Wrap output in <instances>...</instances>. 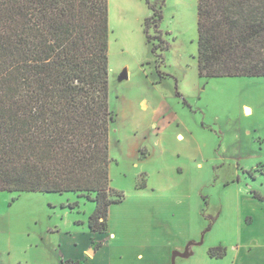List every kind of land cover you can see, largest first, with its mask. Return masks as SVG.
<instances>
[{"label": "rangeland", "instance_id": "rangeland-1", "mask_svg": "<svg viewBox=\"0 0 264 264\" xmlns=\"http://www.w3.org/2000/svg\"><path fill=\"white\" fill-rule=\"evenodd\" d=\"M150 3L163 18L147 29V0H109L110 186L123 200L108 231L90 233L96 206L77 193L0 192V264H171L203 237L176 264H210L212 248L264 239V77L201 78L198 0Z\"/></svg>", "mask_w": 264, "mask_h": 264}, {"label": "trees", "instance_id": "trees-1", "mask_svg": "<svg viewBox=\"0 0 264 264\" xmlns=\"http://www.w3.org/2000/svg\"><path fill=\"white\" fill-rule=\"evenodd\" d=\"M147 2L148 29L163 17ZM198 72L264 77V0H198ZM109 98V0H0V192L77 193L95 203L91 233L107 232L123 200L110 186Z\"/></svg>", "mask_w": 264, "mask_h": 264}, {"label": "crops", "instance_id": "crops-1", "mask_svg": "<svg viewBox=\"0 0 264 264\" xmlns=\"http://www.w3.org/2000/svg\"><path fill=\"white\" fill-rule=\"evenodd\" d=\"M91 233V231H90ZM98 235L99 233H91ZM113 234L111 235V237ZM88 254L91 255V251L86 250ZM97 252V251H96ZM94 252L91 256L94 258L97 256L98 252ZM230 255L227 250L225 257L221 259L211 258L209 256L210 264H264V239L259 238H245L239 243V245L233 247ZM143 259L142 255H139ZM169 258V257H168ZM168 258L164 257L159 263L155 264H166L168 263ZM77 260V259H76ZM89 260H92L91 258ZM78 261V260H77ZM80 264V263H79Z\"/></svg>", "mask_w": 264, "mask_h": 264}, {"label": "water", "instance_id": "water-1", "mask_svg": "<svg viewBox=\"0 0 264 264\" xmlns=\"http://www.w3.org/2000/svg\"><path fill=\"white\" fill-rule=\"evenodd\" d=\"M203 238H202L201 242H198V243L197 242H190V243H188V245L186 246V248H185V250L183 252L173 251L172 252V256H171V264H176V260L178 258L188 259L191 256H193L192 248L194 246H200V245H202L203 244Z\"/></svg>", "mask_w": 264, "mask_h": 264}]
</instances>
